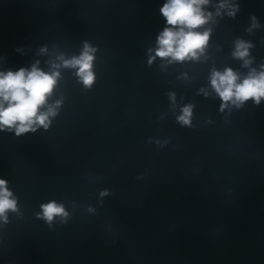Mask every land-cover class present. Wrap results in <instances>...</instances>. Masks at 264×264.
<instances>
[{"label":"water","instance_id":"obj_1","mask_svg":"<svg viewBox=\"0 0 264 264\" xmlns=\"http://www.w3.org/2000/svg\"><path fill=\"white\" fill-rule=\"evenodd\" d=\"M226 2L234 17L204 6V52L173 61L156 56L165 0H0V71L60 73L47 129L0 131L17 200L0 219V264H264V99L221 111L211 85L214 71L262 70L264 0ZM237 41L252 45L247 66ZM85 42L91 87L63 65ZM50 201L68 216L38 215Z\"/></svg>","mask_w":264,"mask_h":264},{"label":"clouds","instance_id":"obj_2","mask_svg":"<svg viewBox=\"0 0 264 264\" xmlns=\"http://www.w3.org/2000/svg\"><path fill=\"white\" fill-rule=\"evenodd\" d=\"M210 0H165L160 12L166 20L167 27L157 38L159 47L156 49V56L160 58H171L173 61H184L185 59H196L202 54L209 41L210 29L203 32L197 31L212 19V13H206L204 6ZM231 8L229 16H235L238 5H228L226 0H221L216 15H220L219 9ZM256 27L255 17H252ZM252 45L243 41H237L236 50L233 55L244 60V65L251 63L246 59L249 55L248 49ZM42 51H44L42 49ZM87 42L83 52L78 58L64 60L65 67L77 68V75L85 85L91 87L95 76L92 71L93 52ZM61 59H63L61 57ZM151 59L149 63H151ZM55 67H59L56 65ZM262 70L257 72L252 69L243 79L232 69H226L223 73L214 71L211 76V85L215 92L224 102L221 111L231 102L240 105L252 99L259 104L264 99V65ZM60 73L58 71L44 72L36 65L30 70L20 68L17 71H0V131L14 129L15 135L20 136L28 132L36 131L37 126L47 129L50 124V117L56 115V108L47 106L46 111L41 109L47 105L49 96L57 84ZM59 101L56 105L59 106ZM192 106H185L182 115L177 119L185 125L191 123ZM8 182L0 179V219L7 220L6 213L17 211V200L8 188ZM107 192H101V196ZM42 218L49 224L55 217L66 218V212L62 204L50 201L41 205ZM91 211V209H89Z\"/></svg>","mask_w":264,"mask_h":264}]
</instances>
